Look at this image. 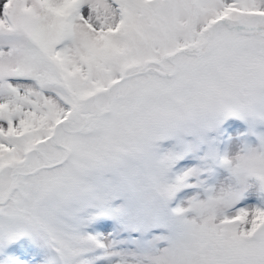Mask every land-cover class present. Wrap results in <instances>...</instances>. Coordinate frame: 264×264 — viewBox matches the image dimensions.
I'll return each mask as SVG.
<instances>
[{
    "label": "snow or ice",
    "instance_id": "6c2138e0",
    "mask_svg": "<svg viewBox=\"0 0 264 264\" xmlns=\"http://www.w3.org/2000/svg\"><path fill=\"white\" fill-rule=\"evenodd\" d=\"M189 7L220 17L204 43L264 52V0ZM157 8L0 3V264H264V77L226 104L155 125L130 155L69 149L47 164L52 145L71 140L86 88Z\"/></svg>",
    "mask_w": 264,
    "mask_h": 264
},
{
    "label": "rangeland",
    "instance_id": "374dc122",
    "mask_svg": "<svg viewBox=\"0 0 264 264\" xmlns=\"http://www.w3.org/2000/svg\"><path fill=\"white\" fill-rule=\"evenodd\" d=\"M156 2V14L119 48L109 67L99 73L84 91L79 115L70 134L71 140L67 146L65 143L52 145L48 165L60 164L68 159L69 149L78 151L85 158H94L98 152L147 134L149 130L141 114L146 98L168 92L178 73H197L206 63L199 58L205 46L202 37L211 32L220 17H197L189 7V0ZM237 11L241 15L249 14L247 10ZM213 20L215 22L208 29ZM214 50L213 58L238 59L244 51L253 49L247 44H241L236 47L226 45L223 50ZM157 69L161 72L174 71L162 75ZM121 75L123 79L108 89L109 82ZM100 132H103L102 136L97 135ZM44 166L40 164L36 170ZM107 222L115 227V221ZM88 231L103 233L104 229L93 225ZM112 231V228L108 229V232Z\"/></svg>",
    "mask_w": 264,
    "mask_h": 264
},
{
    "label": "clouds",
    "instance_id": "9594fccd",
    "mask_svg": "<svg viewBox=\"0 0 264 264\" xmlns=\"http://www.w3.org/2000/svg\"><path fill=\"white\" fill-rule=\"evenodd\" d=\"M214 56V47L205 43L199 58L206 63L199 72L178 73L168 92L146 98L141 114L148 130L159 123L187 119L226 104L246 87L256 84L264 77V52L244 51L238 59L213 58ZM97 135L102 136L103 132ZM145 135L98 152L94 159L130 155Z\"/></svg>",
    "mask_w": 264,
    "mask_h": 264
},
{
    "label": "water",
    "instance_id": "95a60500",
    "mask_svg": "<svg viewBox=\"0 0 264 264\" xmlns=\"http://www.w3.org/2000/svg\"><path fill=\"white\" fill-rule=\"evenodd\" d=\"M214 23V22H213ZM212 25V24H211ZM211 25L209 26V29L211 28ZM158 73H160V74H162V75H168V74H171L172 72H161V71H159L158 69L156 70ZM124 77V76H123ZM123 77L122 78H119V79H117V80H114L113 82H111V84L109 85V87H108V89L111 87V85L113 84V83H116V82H118V81H120V79H123ZM109 106V103H107V107ZM104 112V111H103ZM103 112H99V114H101V113H103ZM52 165V164H51Z\"/></svg>",
    "mask_w": 264,
    "mask_h": 264
}]
</instances>
